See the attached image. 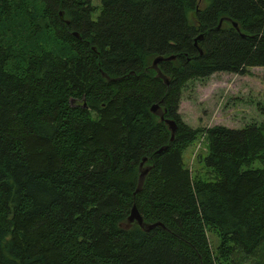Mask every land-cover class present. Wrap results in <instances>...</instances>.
<instances>
[{
	"label": "trees",
	"instance_id": "obj_1",
	"mask_svg": "<svg viewBox=\"0 0 264 264\" xmlns=\"http://www.w3.org/2000/svg\"><path fill=\"white\" fill-rule=\"evenodd\" d=\"M251 68L264 0H0V264H264L261 127L178 114L188 82Z\"/></svg>",
	"mask_w": 264,
	"mask_h": 264
},
{
	"label": "rangeland",
	"instance_id": "obj_2",
	"mask_svg": "<svg viewBox=\"0 0 264 264\" xmlns=\"http://www.w3.org/2000/svg\"><path fill=\"white\" fill-rule=\"evenodd\" d=\"M92 5L97 6L98 0H92ZM178 114L191 128L221 125L240 129L253 124L261 127L264 136V68H251L243 75L215 73L188 82L181 92ZM204 155L205 141L198 137L182 152V165L195 175L201 167L197 157ZM208 240L213 248L216 238L208 233Z\"/></svg>",
	"mask_w": 264,
	"mask_h": 264
},
{
	"label": "water",
	"instance_id": "obj_3",
	"mask_svg": "<svg viewBox=\"0 0 264 264\" xmlns=\"http://www.w3.org/2000/svg\"><path fill=\"white\" fill-rule=\"evenodd\" d=\"M59 16H61V12L58 13ZM222 21H225L227 23H229L231 25V27H233L236 31H238V29L236 28V24L232 21H230L229 19H226V18H220L218 20V25L217 27H219V25L221 24ZM65 24H67V21H64ZM73 36L78 38V34L76 33H73ZM201 38V34H199L197 36V39H200ZM195 42V41H194ZM92 50H94L92 48ZM200 54V52H199ZM173 59V56H169V57H165V58H162V57H156L154 58L152 61H151V64H150V68L152 70H154L155 72V76L156 77H159L164 84H167L166 80L159 74L158 70L156 69V64L157 62L159 61H168V60H172ZM101 76L106 79L107 81H115V79H108L104 74L101 73ZM149 112L152 113L153 115H156L158 116L159 120L162 121L163 120V123L167 126L168 130H169V140H172L173 138V134H174V130H175V125H174V122L171 120V119H163L162 115L159 113V110H158V105L156 104H152L150 107H149ZM145 162V158H143L139 165H138V177H137V182H136V187H135V190L133 192V194L137 193L141 187V184L143 182V179H144V176L147 174V172L149 171V168L150 167H143V164ZM126 223L128 225H131V224H135L137 227H139L141 230L143 231H149L150 229L154 228L155 226H160L158 223H153V224H146L144 223L141 218L139 217L136 209L134 208V206L132 205L131 208H130V211H129V214L126 218Z\"/></svg>",
	"mask_w": 264,
	"mask_h": 264
}]
</instances>
